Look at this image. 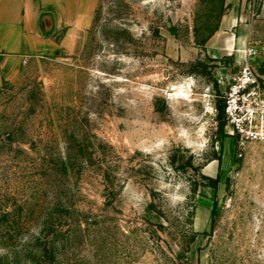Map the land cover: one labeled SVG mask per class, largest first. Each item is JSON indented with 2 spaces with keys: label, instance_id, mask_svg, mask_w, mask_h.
Returning <instances> with one entry per match:
<instances>
[{
  "label": "rangeland",
  "instance_id": "obj_1",
  "mask_svg": "<svg viewBox=\"0 0 264 264\" xmlns=\"http://www.w3.org/2000/svg\"><path fill=\"white\" fill-rule=\"evenodd\" d=\"M229 11L92 0L73 48L0 84V264H264V142L223 113L264 0L224 32L245 31L243 60L210 46Z\"/></svg>",
  "mask_w": 264,
  "mask_h": 264
},
{
  "label": "crops",
  "instance_id": "obj_2",
  "mask_svg": "<svg viewBox=\"0 0 264 264\" xmlns=\"http://www.w3.org/2000/svg\"><path fill=\"white\" fill-rule=\"evenodd\" d=\"M91 2L0 0V84L17 77L28 58L42 57L58 49L73 48L91 21ZM226 2L230 11L224 15L220 32L212 38L210 46L221 45L227 50L236 47L238 57L243 60V48L247 40L245 31L240 27L237 30L231 29V33H224L228 28L238 26L241 0ZM252 45L258 52L251 59L252 65L258 76L264 79V40H257Z\"/></svg>",
  "mask_w": 264,
  "mask_h": 264
},
{
  "label": "built area",
  "instance_id": "obj_3",
  "mask_svg": "<svg viewBox=\"0 0 264 264\" xmlns=\"http://www.w3.org/2000/svg\"><path fill=\"white\" fill-rule=\"evenodd\" d=\"M247 54H254L248 49ZM223 113L230 134L239 144L264 142V79L246 61L228 81Z\"/></svg>",
  "mask_w": 264,
  "mask_h": 264
}]
</instances>
